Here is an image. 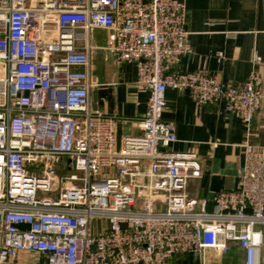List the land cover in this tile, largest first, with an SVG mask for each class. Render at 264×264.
Listing matches in <instances>:
<instances>
[{"label":"built area","instance_id":"2783aa9c","mask_svg":"<svg viewBox=\"0 0 264 264\" xmlns=\"http://www.w3.org/2000/svg\"><path fill=\"white\" fill-rule=\"evenodd\" d=\"M186 22L181 0H0V264H22L24 253L46 264H172L230 242L260 264L264 147L245 145L239 187L210 208L188 191L198 155L173 148L163 115L169 89L189 90L249 127L263 79L253 70L224 87L179 72L192 52ZM92 29L113 32L108 55L136 63V85L150 94L141 133L120 149L116 117L90 107V54L78 42Z\"/></svg>","mask_w":264,"mask_h":264},{"label":"crops","instance_id":"0c3cea01","mask_svg":"<svg viewBox=\"0 0 264 264\" xmlns=\"http://www.w3.org/2000/svg\"><path fill=\"white\" fill-rule=\"evenodd\" d=\"M181 1L187 9L192 52L182 58L177 70L208 73L224 87L244 83L256 70L264 91V0ZM113 43V32L92 29L78 46L90 54V107L116 117V148L120 149L124 137L141 133L138 119L147 111L150 94L136 85V63H118L108 55L106 48ZM163 117L176 127L178 142L173 148L198 155L202 174L190 181L188 191L191 197L209 201L210 208L216 194L239 187L245 145L264 147V103L248 127L237 113L225 109L223 101L201 107L189 90L169 89ZM32 254H22L21 263L46 264L44 255L33 259ZM172 264H246V255L230 242L225 253L211 249L203 255H182ZM260 264H264V244Z\"/></svg>","mask_w":264,"mask_h":264},{"label":"rangeland","instance_id":"374dc122","mask_svg":"<svg viewBox=\"0 0 264 264\" xmlns=\"http://www.w3.org/2000/svg\"><path fill=\"white\" fill-rule=\"evenodd\" d=\"M102 225V223H100ZM33 255V259L38 257V254H32Z\"/></svg>","mask_w":264,"mask_h":264}]
</instances>
